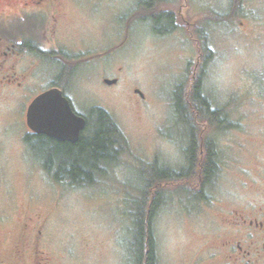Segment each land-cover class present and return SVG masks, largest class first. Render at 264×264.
<instances>
[{
	"label": "rangeland",
	"instance_id": "1",
	"mask_svg": "<svg viewBox=\"0 0 264 264\" xmlns=\"http://www.w3.org/2000/svg\"><path fill=\"white\" fill-rule=\"evenodd\" d=\"M133 1L100 2L110 5L103 16L106 25L96 21L88 28L94 43L101 41L103 31L109 33L110 43L118 40L116 32L127 26L129 32L125 31L121 48L103 56L101 77L95 71L75 93L80 113L92 108L108 113L121 133L119 151L110 152L99 165L93 182H51L45 170L31 162L39 151L21 153L9 135V165L0 168V217L9 212L10 218L0 223V257L9 260V247L21 234L17 217L30 212L34 219L29 239L38 236L41 227L36 217H47L39 248L52 264H134L132 230L139 188L144 175L147 179L154 175L153 159L174 171L187 168L183 152L187 129L177 115L183 112L175 109L174 91L181 87L188 97L202 75L200 87L208 102L233 114L237 124L242 121L234 135L224 134L221 139L232 147L231 167L221 169L218 180L202 193L203 199L192 178L167 184L159 180L165 194L149 227L157 264H234L228 241L246 235L247 230L230 220L249 215L264 203V182L257 176V172L264 173V0H189L183 11L195 22L188 27L176 22L177 29L167 21L151 22L145 17L134 22L130 17L136 6ZM249 2L251 19L240 12L230 14L232 6L241 8ZM180 3L173 0L171 7ZM201 8L205 13L199 16ZM70 25L71 30L78 26ZM198 26L203 28L200 34ZM99 67L95 65V70ZM102 77L118 82L106 86ZM133 88L145 99L134 94ZM190 111L188 123L192 125L196 112ZM88 116L95 122L96 114ZM195 124L199 126L198 120ZM33 258L30 253L28 264ZM253 260L244 264H264V252Z\"/></svg>",
	"mask_w": 264,
	"mask_h": 264
},
{
	"label": "flooded vegetation",
	"instance_id": "2",
	"mask_svg": "<svg viewBox=\"0 0 264 264\" xmlns=\"http://www.w3.org/2000/svg\"><path fill=\"white\" fill-rule=\"evenodd\" d=\"M101 1L105 2V0H0V168L9 165L10 135L19 145L21 153L39 151L40 155L35 159L39 163L29 158L28 162H25L29 163L31 160L32 163H37L45 170V175L51 182L71 184L79 181L71 172L62 168L71 162L48 157L46 150L40 149L39 146L46 144L53 147L61 144L73 146L82 138H91L93 127L89 124L91 122L92 125L93 122L88 114H108L105 111L96 112L94 108L86 113H80L75 104L78 85L91 80L95 71H98V77H101L102 66L106 60L103 56L113 48H121L122 40L127 38L125 31L129 32L128 26L124 31L116 32L118 40L110 43L109 33L103 31L99 35L102 38L101 41H98V44L94 43L93 38L89 37L88 28H93L96 21L106 25L103 16L110 5V3L101 4ZM172 1L134 0L136 5L134 15L130 17L134 22L138 19L142 20L143 17L151 22L166 19L172 22L173 29H177L176 22L187 27L190 23L193 24L195 21L190 22L183 11L189 0H181L182 3L174 7H171ZM200 1L205 2L198 0ZM239 1L242 2V0ZM243 3L241 8H238V5L232 6L230 14L237 15L240 12L242 17L251 19L253 15L251 4L249 2L246 6ZM115 9L117 8L113 7V10ZM242 9L244 11H241ZM202 13H205L204 8L199 9V16ZM71 16L73 20H77L76 23L72 21ZM72 22L78 25L74 30H71ZM240 24H243V21H240ZM184 25L181 27H186ZM202 30L203 28L198 26L199 34ZM204 54L206 57L207 53ZM99 56L103 59L97 60L96 63L88 62ZM95 65L100 67L95 70ZM199 77L198 102L201 114H196L199 126L190 125L188 121L191 114L185 115L188 140L183 152L187 168L174 171L167 166L160 167L153 159L150 165L151 168L153 167L151 170L154 172L153 178L151 176V179H147L148 177L144 175L142 187L139 188V196L135 200L138 209L133 216L134 220H139V225L142 220L146 228L151 225L158 207L163 203L165 193L158 186L159 180H166L167 184L177 178L186 181L192 178L197 183L198 192L202 196L200 198L203 199L202 193L206 192L205 189L209 188L211 183L218 180L221 169L231 167L229 162L232 147H228L229 143H222L221 139L224 134L234 135L233 131L242 125V121H238L237 124L233 120V114H227L225 110L223 112L226 114H211L213 110H223V108L218 109L206 101V95L200 87L202 75ZM105 79L108 78H101L106 86L115 85L118 82L117 78H113L116 79L115 83L106 84ZM136 90L139 89L133 88L134 94L144 100L145 95ZM46 92L50 94L40 103L38 114H56L47 119L49 121L47 125L44 124L56 127L61 125L58 130L62 133L63 139L37 132L28 124L32 102L37 96ZM68 114L79 115L85 120V125L76 141L66 137L74 125V120ZM192 140L194 141L193 155L189 153ZM73 151L75 150L71 152ZM4 154L5 157H2ZM257 176L264 182V173L257 172ZM165 192L169 194V191ZM149 196V202L146 203ZM129 214L132 216L131 212ZM9 218V212H4L0 217V223L8 221ZM32 219L34 217L30 212L20 218L17 217L21 224L20 237L9 247V260L0 257V264H28L27 258L30 253L34 257L31 264H52L49 255L39 248V236L47 217H36L41 221L38 224L41 227L37 229L38 236L32 235L29 239L27 233L31 226L33 227ZM230 221L247 232L236 240L232 238L228 241V244L232 245L229 257L234 264L253 263L252 257L257 258L264 252V203L258 206L255 212L249 215H237Z\"/></svg>",
	"mask_w": 264,
	"mask_h": 264
},
{
	"label": "trees",
	"instance_id": "3",
	"mask_svg": "<svg viewBox=\"0 0 264 264\" xmlns=\"http://www.w3.org/2000/svg\"><path fill=\"white\" fill-rule=\"evenodd\" d=\"M160 21H167L166 19ZM195 25V24H194ZM174 27V26H173ZM198 32V31H197ZM199 80V77H198ZM196 81L195 85H192L191 94L188 97H185V94L182 91L181 87H177L174 91L175 97V109L180 113L177 114L183 123L186 125V114H193L190 111V108L196 112V114H201L199 110L198 98L200 95L199 91V81ZM207 98V97H206ZM208 101V98L206 99ZM190 104V105H189ZM224 110H213L211 114H217L218 112H223ZM97 118L93 122V134L91 138H82L75 145H56L55 147L48 144L39 146L40 149L44 148L46 150V155L48 157H54L55 159L59 158L62 161L71 162L63 166L62 168L68 172H71L79 181L71 183L82 185L83 181L90 179L91 182L95 180L94 172L95 170L104 163L110 156V152L115 150L119 151L118 144L121 143V133L117 128L116 124L107 114H96ZM95 117V116H94ZM190 117V121L192 116ZM193 126L197 127L195 120H198V116H194ZM188 120V119H187ZM194 141L192 140L191 147L189 148V153L193 155L194 153ZM53 147V148H51ZM58 149V151H54ZM72 150H75L71 152ZM114 151V152H115ZM92 178V179H91ZM153 178V176H152ZM85 183V181H84ZM151 214L149 213L148 217L150 218ZM133 256L134 264H157L156 262V253H155V240L153 237V231L151 227H145L143 221L133 220ZM148 248V251L145 250Z\"/></svg>",
	"mask_w": 264,
	"mask_h": 264
},
{
	"label": "water",
	"instance_id": "4",
	"mask_svg": "<svg viewBox=\"0 0 264 264\" xmlns=\"http://www.w3.org/2000/svg\"><path fill=\"white\" fill-rule=\"evenodd\" d=\"M104 81L106 84H113L116 82V79H105ZM136 92L142 94L140 90H136ZM49 94L50 92L41 94L37 96V98L32 102L29 109L30 114H28V124L33 130L37 132H44L52 137L63 139L62 133H59L60 130H58V128H60L61 125H58L57 127L46 126L49 122L47 119H49L51 115H56V114H38L40 103L43 101L45 96ZM68 115H71L72 120H74V125H72L71 131L67 134L66 137L71 141H76L78 140L79 132L83 129L85 125V120L83 117L79 115H74V114H68ZM44 123H46V125Z\"/></svg>",
	"mask_w": 264,
	"mask_h": 264
}]
</instances>
